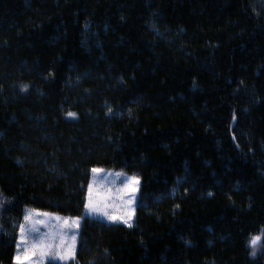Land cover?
Wrapping results in <instances>:
<instances>
[{"label": "trees", "instance_id": "16d2710c", "mask_svg": "<svg viewBox=\"0 0 264 264\" xmlns=\"http://www.w3.org/2000/svg\"><path fill=\"white\" fill-rule=\"evenodd\" d=\"M94 167L138 215L85 217L75 263L264 264V0H0V264Z\"/></svg>", "mask_w": 264, "mask_h": 264}, {"label": "rangeland", "instance_id": "374dc122", "mask_svg": "<svg viewBox=\"0 0 264 264\" xmlns=\"http://www.w3.org/2000/svg\"><path fill=\"white\" fill-rule=\"evenodd\" d=\"M94 169L100 171L94 172ZM132 179L138 180V185L132 183ZM141 189L142 179L134 173H129L123 169L94 167L89 183L84 215H64L33 207L26 209L21 225L24 231L22 233L20 228L14 264H17L18 255L21 256L23 264H49L51 261L62 264H77L75 259L85 217L101 219L108 223H119L127 226L130 224L133 226L138 215ZM90 201L93 205L106 211L108 215L90 212ZM26 216L29 217L28 220L25 219ZM109 217L119 219H110ZM125 220L128 223H124ZM75 221H78V223H74ZM22 236L24 238L23 244ZM73 237L75 238L74 243ZM41 241L45 246L51 245V248H42L40 246ZM33 245L37 246L35 255H32ZM26 249L30 259H24ZM41 251L46 253L43 257H41ZM61 256L65 258L60 259Z\"/></svg>", "mask_w": 264, "mask_h": 264}, {"label": "snow or ice", "instance_id": "6c2138e0", "mask_svg": "<svg viewBox=\"0 0 264 264\" xmlns=\"http://www.w3.org/2000/svg\"><path fill=\"white\" fill-rule=\"evenodd\" d=\"M69 115H74V114L69 113ZM93 171L94 172H99L100 170L94 169ZM117 175H120V174H117ZM131 182L134 183V184H137V185L139 183V181L138 180H135V179H132ZM89 211L92 212V213H99V214H102V215H105V216L108 215V213L106 211H104L102 208H100V207H98L96 205H93L91 203V201L89 203ZM109 218L110 219H119L117 217H109ZM25 219L28 220L29 217L26 216ZM129 219H130V217H129ZM74 223H78V221H75ZM124 223H128V221L125 220ZM129 226H131V225L129 224ZM21 231L23 233V231H24L23 227L21 228ZM74 239L75 238L73 237V243H74ZM260 239H261L260 236H256V237H253L252 240L250 241L251 247L253 249V252H252L253 255H255V248H256V245L258 244V242L260 241ZM23 243H24V238L22 236V244ZM40 246L42 248L43 247L51 248V245H46L45 246L44 243H43V241L40 242ZM18 247H20V246L18 245ZM36 247H37L36 245H33L32 255H35V248ZM45 254L46 253L44 251H41V257H43ZM64 258L65 257H63V256L60 257V259H64ZM24 259H30V256H29V253H28V250L27 249L25 250V253H24ZM17 264H23V260L21 259V256L20 255L17 256Z\"/></svg>", "mask_w": 264, "mask_h": 264}]
</instances>
